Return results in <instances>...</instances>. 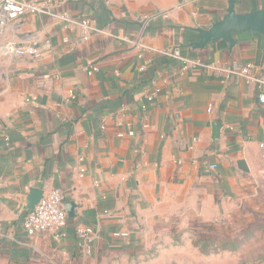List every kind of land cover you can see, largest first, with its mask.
<instances>
[{"label": "crops", "instance_id": "obj_1", "mask_svg": "<svg viewBox=\"0 0 264 264\" xmlns=\"http://www.w3.org/2000/svg\"><path fill=\"white\" fill-rule=\"evenodd\" d=\"M52 1L55 12L102 32L82 41L77 28L29 13L0 34V45L40 48L38 58L0 60V264H264L256 86L182 73L176 60L143 51L179 47L190 59L250 62L264 79V38L245 33L234 35L232 49L224 41L190 47L195 29L219 21L228 0ZM259 7L236 0L235 11ZM141 52L152 60L142 72ZM89 64L99 69L91 77ZM129 127L134 137L117 136ZM34 189H58L74 204L60 232L25 234ZM87 227L88 246L77 236ZM201 235L241 244L203 254L194 242Z\"/></svg>", "mask_w": 264, "mask_h": 264}, {"label": "built area", "instance_id": "obj_2", "mask_svg": "<svg viewBox=\"0 0 264 264\" xmlns=\"http://www.w3.org/2000/svg\"><path fill=\"white\" fill-rule=\"evenodd\" d=\"M55 6L52 0H42L40 3L27 0H0V34H3L12 23L19 21L29 13L45 14L57 19L61 23L62 29L66 32L73 28H77L80 31V39L82 41H87L93 33L102 32L97 29L89 19H74L67 12H55ZM65 42H67V40H65ZM143 51L163 55L176 60L180 64V71L182 73L202 71L222 76L227 80L237 78L246 85H255L258 91V103L264 118V79L254 74L255 67L253 63L248 62L240 64L232 62L229 65H225L219 62L209 63L198 59H190L182 54L179 47H175L171 50H158L143 47ZM144 54V52H141L138 56L141 60L138 70L141 72L145 71L152 63L151 58H146ZM2 55L38 58L40 56V48L36 43L16 45L13 42H7L0 45V60ZM98 71L99 69L95 64H89L86 68V73L89 77L93 76ZM45 77L50 80V77ZM152 97H149V99H152ZM74 98V94L70 92L69 99ZM211 108L212 107L209 106V112ZM117 125L120 127L122 124L117 123ZM147 128L148 124L143 122L141 129L145 130ZM135 135L136 132L131 127H129L125 133L119 131L117 134L120 138L124 136L134 137ZM5 141L8 143L9 138L5 137ZM258 148L264 160V143H259ZM209 168L214 170L216 165H211ZM81 175L82 174H80V176ZM66 219L67 214L64 208L63 193L58 189H53L48 194L43 195L33 209L25 214L22 221V228L28 237H33L41 233L56 234L64 227ZM92 235L93 230L88 227L77 231V236L86 246L91 242ZM112 235L115 238H125L128 236L125 232H115Z\"/></svg>", "mask_w": 264, "mask_h": 264}, {"label": "water", "instance_id": "obj_3", "mask_svg": "<svg viewBox=\"0 0 264 264\" xmlns=\"http://www.w3.org/2000/svg\"><path fill=\"white\" fill-rule=\"evenodd\" d=\"M235 5L236 0H228L225 14L219 21L212 23L207 28L195 29V32L198 34V40L191 42L190 47L193 49H203L210 43L224 41L232 49L235 46L234 35L245 33L264 38V0H260V7L258 9L248 13H237L235 11ZM212 127L214 132L213 139L215 140L219 136L220 125L214 123ZM41 197V191L32 190L29 195L27 208L32 210ZM64 208L67 217L72 218L74 215V204H64Z\"/></svg>", "mask_w": 264, "mask_h": 264}, {"label": "trees", "instance_id": "obj_4", "mask_svg": "<svg viewBox=\"0 0 264 264\" xmlns=\"http://www.w3.org/2000/svg\"><path fill=\"white\" fill-rule=\"evenodd\" d=\"M249 231H252V230H249ZM248 236L249 235H246L244 237H248ZM209 240L210 238L208 236H203V239H198L195 242V246L199 248L201 253L210 254V253L216 252L217 250H236L241 244V240L235 239L234 241H231L232 243H228L226 241L225 243H222V241H219V244L221 245L213 246L215 243V240H213L212 242H209Z\"/></svg>", "mask_w": 264, "mask_h": 264}, {"label": "rangeland", "instance_id": "obj_5", "mask_svg": "<svg viewBox=\"0 0 264 264\" xmlns=\"http://www.w3.org/2000/svg\"><path fill=\"white\" fill-rule=\"evenodd\" d=\"M258 226H260L261 228H264V220H261V221H259V223L257 224ZM203 236H208L209 238H210V240H209V242H212L213 240H215V243H214V245L213 246H219V245H221V244H219V241H217V239H214V237L213 236H211V235H201V236H199V237H196V239L198 240V239H203ZM197 240H195L194 242H196ZM235 239H228L226 242H228V243H232L231 241H234ZM222 243H225L224 241H222ZM212 246V247H213Z\"/></svg>", "mask_w": 264, "mask_h": 264}]
</instances>
